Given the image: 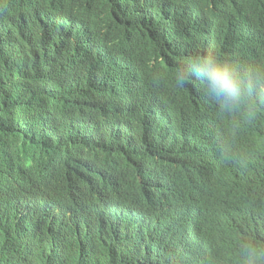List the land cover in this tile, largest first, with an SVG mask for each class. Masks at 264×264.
<instances>
[{"label":"clouds","instance_id":"obj_1","mask_svg":"<svg viewBox=\"0 0 264 264\" xmlns=\"http://www.w3.org/2000/svg\"><path fill=\"white\" fill-rule=\"evenodd\" d=\"M35 1L37 5L32 7V0H0V46L1 41H27L31 34L44 33L51 43L37 42L35 56L29 55L30 51L22 53L25 61L51 65V70H37L38 83L44 86L51 74L60 85L70 84L69 78L86 86L88 106L95 108L105 103L109 90L123 114L107 125L115 127V140L123 147L155 150L169 139L177 125L182 126V120L194 116L196 112L192 111L178 114L169 104L172 96L167 82L158 78L164 74L163 69L157 66L155 56L136 42V30L131 28L136 9L130 8L131 0ZM165 1L153 0L155 15L156 8L164 6ZM140 2L143 6V0ZM4 56L0 53L3 63L11 60ZM0 72L16 73L10 68ZM197 76L207 94L221 106L229 102L235 105L247 91L262 92L264 97V78L238 77L227 63L211 55L201 53L192 61L189 78ZM183 79L178 77V83ZM53 102L43 100L44 111L40 114L45 115L44 127L54 122L81 129L94 124L82 105L58 109ZM197 116L193 132L203 129L204 124L210 127L208 114ZM179 139L180 132L171 141L172 146ZM253 159L255 165L262 166L255 171L264 170V152ZM1 165L14 187L0 184V214H8L13 202L24 210L17 236L18 252L0 241L1 252L8 258L1 264H17L13 253L19 264H30V248L39 238L43 250L31 260L40 264H74L77 259L93 260L95 264H264V195L242 198L244 202L235 212L242 230V237L237 238L214 234V228L201 216V208L192 201L184 203L171 186L161 189L164 201L158 206L145 203L146 189L151 184L140 180L138 185L124 189L90 192L89 178L63 172L52 153L21 141L12 145ZM182 166L183 162L178 161L171 169ZM35 169L40 177L18 196L22 180ZM186 179L191 184L187 175ZM43 218L45 232L36 225ZM252 230L254 236L245 240Z\"/></svg>","mask_w":264,"mask_h":264},{"label":"trees","instance_id":"obj_2","mask_svg":"<svg viewBox=\"0 0 264 264\" xmlns=\"http://www.w3.org/2000/svg\"><path fill=\"white\" fill-rule=\"evenodd\" d=\"M36 5L32 0L31 6ZM141 6L140 0L130 2V8L136 9L134 20L131 19L136 42L154 55L157 66L163 69L164 74L158 78L167 82L172 96L169 104L175 112L192 111L196 112L194 116L182 120V126L177 125L169 139L155 150L139 149L136 145L123 147L115 140V127L107 125L123 114L109 90L105 103L95 108L88 106L90 94L86 86L67 76L70 84H58L55 74L48 77L44 86L38 83L37 70H51V65L25 61L22 53L30 51L32 56L38 49L37 42L51 43L44 33L31 34L27 41H1L0 53L11 60L3 63L0 59V71L10 68L16 73L0 72V184L14 187L1 163L12 145L21 141L38 151L52 153L63 172L89 178L90 192L124 189L138 185L140 180L151 184L146 189L145 203L158 206L164 201L161 189L171 186L184 203L192 201L201 208V216L214 228V234L241 238L242 230L235 220L238 205L247 195H264V170L255 171L262 166L255 165L253 159L264 152V97L262 92L247 91L235 105L229 102L221 106L207 94L198 76L189 77L192 61L204 53L227 63L238 77L264 78V0H166L164 6L156 8V15L152 11L153 0H143L142 9ZM178 77L184 79L178 83ZM52 99L58 109L82 105L94 124L81 129L54 122L44 127L45 115L40 114L44 111L43 100ZM199 113L208 114L210 127L204 124L203 129L193 132ZM104 126L109 129L104 131ZM178 132L181 140L172 146ZM178 161L184 166L171 169ZM38 177L36 169L29 171L17 195L25 194L26 187ZM23 213L21 206L13 202L8 214H0V241L8 248L9 243L13 252H18ZM36 225L47 231L44 220L38 219ZM254 233L255 230L249 231L245 240H250ZM39 239L30 248V264H40L31 260L43 250ZM6 262L8 258L0 248V264ZM74 264L95 261L77 259Z\"/></svg>","mask_w":264,"mask_h":264},{"label":"bare ground","instance_id":"obj_3","mask_svg":"<svg viewBox=\"0 0 264 264\" xmlns=\"http://www.w3.org/2000/svg\"><path fill=\"white\" fill-rule=\"evenodd\" d=\"M244 173H246V171H244ZM180 218H182V215H180ZM43 220H44V218H43ZM136 223V221H134V224ZM208 234V233H207ZM209 237H210V235H208V241H211V240H209ZM115 249H118V247H115Z\"/></svg>","mask_w":264,"mask_h":264}]
</instances>
